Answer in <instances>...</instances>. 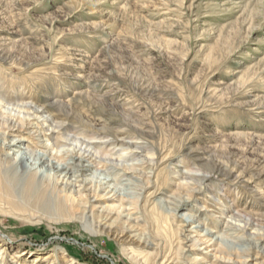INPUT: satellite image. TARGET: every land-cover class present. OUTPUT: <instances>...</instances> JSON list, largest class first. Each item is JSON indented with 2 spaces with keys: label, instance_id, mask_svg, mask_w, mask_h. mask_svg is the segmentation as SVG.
I'll use <instances>...</instances> for the list:
<instances>
[{
  "label": "rangeland",
  "instance_id": "374dc122",
  "mask_svg": "<svg viewBox=\"0 0 264 264\" xmlns=\"http://www.w3.org/2000/svg\"><path fill=\"white\" fill-rule=\"evenodd\" d=\"M3 101L45 107L63 126L31 119L46 144L135 141L136 156L104 163L137 169L124 193L152 247L125 251L45 182L13 208L0 199V264L190 263L196 225L264 264V0H0Z\"/></svg>",
  "mask_w": 264,
  "mask_h": 264
},
{
  "label": "bare ground",
  "instance_id": "6f19581e",
  "mask_svg": "<svg viewBox=\"0 0 264 264\" xmlns=\"http://www.w3.org/2000/svg\"><path fill=\"white\" fill-rule=\"evenodd\" d=\"M10 104L12 105L9 102H0V199L6 202L5 205L16 206V199L21 198L23 193L37 192L46 182L54 186L62 195L57 204L58 209L79 208L82 216L90 215L92 218H98L97 233L119 243L125 251L129 247L145 251L152 247L149 240L143 238L139 233L137 227L139 218L132 214L133 208L128 202L129 193H124L134 185L128 175L137 174V169L133 166L111 165L113 162H123L129 155L136 156V153L142 148L125 134L105 137L107 139L100 145L70 136L63 138L61 146L56 143L51 144V142L46 144L39 138L37 132L31 130L33 127L31 119L36 122V125L49 126L50 128L59 126L52 125L50 118L44 119L43 111L46 108L39 109L37 108L39 105L35 106L36 103L33 106L29 103L30 106H11ZM29 140L33 145L26 147L25 143H29ZM105 151L106 155H104ZM105 159L112 163L110 165L104 163ZM102 164L105 167V169L101 167L104 169L102 172L108 175L112 174L113 177H103L99 174V166ZM89 173L92 174L91 178H87ZM121 178L126 179L120 181ZM191 178L197 183L199 181L205 183L207 179V177ZM121 191L123 194L120 193ZM31 195L33 196V194ZM42 201L44 202V200ZM113 202H117L119 205H110ZM172 205L180 210L185 208V202H180L179 205L172 203ZM46 209H50V206H46ZM232 218L236 222L238 221L236 217ZM188 220L191 221V224L197 223L190 216L182 218L183 222L188 223ZM247 226L245 224L243 230H246ZM199 228H201L200 225H196L182 234V242L194 258L190 263L188 260L178 261L176 264H240L234 259L220 257V254L229 253L228 246L222 245L223 241L219 240L220 237L215 240L212 231L206 230L201 233ZM243 230L237 229L236 225L229 226L226 233L231 236L236 233L235 231L243 232ZM203 247L205 248L203 249ZM228 248L230 249V247ZM251 248H246L243 245L235 249V252L231 250L232 247L230 250L234 254H241L240 257L238 256L242 259L241 264H250V259H252L251 262L257 264L260 254H256L253 258ZM255 248L258 249L259 246ZM183 252L185 253V251ZM48 259H50L49 256L45 258V261Z\"/></svg>",
  "mask_w": 264,
  "mask_h": 264
}]
</instances>
